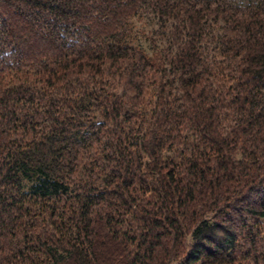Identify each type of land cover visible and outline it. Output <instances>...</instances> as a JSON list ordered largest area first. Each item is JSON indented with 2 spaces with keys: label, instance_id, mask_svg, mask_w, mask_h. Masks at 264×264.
Masks as SVG:
<instances>
[{
  "label": "trees",
  "instance_id": "16d2710c",
  "mask_svg": "<svg viewBox=\"0 0 264 264\" xmlns=\"http://www.w3.org/2000/svg\"><path fill=\"white\" fill-rule=\"evenodd\" d=\"M0 264H264V0H0Z\"/></svg>",
  "mask_w": 264,
  "mask_h": 264
},
{
  "label": "rangeland",
  "instance_id": "374dc122",
  "mask_svg": "<svg viewBox=\"0 0 264 264\" xmlns=\"http://www.w3.org/2000/svg\"><path fill=\"white\" fill-rule=\"evenodd\" d=\"M138 24L132 28V38L134 37V42L136 45H142V47L147 50L149 55H153L157 50H161L165 44V41L157 36V38H150V34L158 30V26L155 24L152 17L143 16L141 20L137 22ZM152 41L155 43V47L150 43ZM145 40V41H144ZM133 43V42H132ZM154 52V53H153Z\"/></svg>",
  "mask_w": 264,
  "mask_h": 264
}]
</instances>
